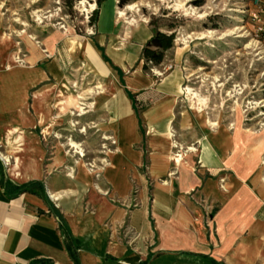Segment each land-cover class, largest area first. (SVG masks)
I'll use <instances>...</instances> for the list:
<instances>
[{
    "label": "crops",
    "instance_id": "0c3cea01",
    "mask_svg": "<svg viewBox=\"0 0 264 264\" xmlns=\"http://www.w3.org/2000/svg\"><path fill=\"white\" fill-rule=\"evenodd\" d=\"M116 16V1L107 0L100 39L83 46L94 73L120 85L89 104L102 114L95 127L111 144L99 165L89 168L82 144L68 139L66 147L54 148V164L44 172L46 150L32 129L42 128L53 108L43 111L44 94L36 95L33 126L21 120L20 108L29 103L32 87L49 76L22 69L0 80V132L11 148L0 154L4 180L45 187V197L24 193L10 199L0 175V264H264V139L239 125L211 127L198 111L185 108L181 68L161 75L139 66L131 77H121L112 66L126 74L143 47H118ZM152 37L144 29L128 34L140 43ZM49 75L63 78L59 70ZM129 94L143 108L141 126ZM70 99L78 101H61L46 129L75 109ZM82 106L85 115L88 107ZM74 123L66 129L76 128ZM191 143L199 144L197 154L174 153Z\"/></svg>",
    "mask_w": 264,
    "mask_h": 264
},
{
    "label": "rangeland",
    "instance_id": "374dc122",
    "mask_svg": "<svg viewBox=\"0 0 264 264\" xmlns=\"http://www.w3.org/2000/svg\"><path fill=\"white\" fill-rule=\"evenodd\" d=\"M115 1L117 25L113 31L118 35V47L144 49L150 39L140 43L128 38L132 30L144 29L153 34L155 29L176 35L174 47L165 54L166 66L164 62L150 65L148 71L143 70L145 73L156 70L164 75L183 69L185 108L198 111L202 121L211 127L239 125L264 139V33L259 31V23L253 17L261 14L253 0H205L202 7L194 5L196 0H138L123 7L119 0ZM96 9V0H76L72 11L65 0H0V80L4 73L22 69L49 76L32 87L29 103L20 108L21 120L32 126L38 123L34 107L40 92L44 94L43 111L53 108L46 122L57 115L61 101L67 97L80 102L70 99L69 102H75V109L79 105L82 108V104L88 107L85 115L84 110L82 114L74 109L59 119L63 122L58 125L46 129L49 124L43 122L42 128L32 129L46 150L44 172L50 171L54 164V148L63 144L66 147L68 139L82 144L86 152L82 159L89 168L99 165L111 147L104 133L95 127L102 114L89 108L96 94L112 92L115 85L120 87L115 78L107 81L97 76L85 59L83 46L98 42L102 35L101 9L97 22L91 23ZM260 18L264 22V13ZM177 56L181 57L179 62ZM139 66L143 67L142 54L138 64L128 69L125 79ZM57 70L63 73L60 81L49 75ZM71 121L78 125L74 123L76 128L66 129ZM5 137L0 132V154L11 152L3 143ZM198 147L199 144L191 143L174 153L197 154ZM260 168L264 175V150Z\"/></svg>",
    "mask_w": 264,
    "mask_h": 264
},
{
    "label": "trees",
    "instance_id": "16d2710c",
    "mask_svg": "<svg viewBox=\"0 0 264 264\" xmlns=\"http://www.w3.org/2000/svg\"><path fill=\"white\" fill-rule=\"evenodd\" d=\"M106 1L107 0H96L97 9L95 10L94 14L91 17L92 20L91 23L97 22L100 9ZM136 1L138 0H119V5L123 7L130 2H136ZM75 2L76 0H65V5L70 11H72ZM194 5L197 7H202L205 5V0H196L194 2ZM175 38H176L175 33L167 34L159 30H155V29L153 30V37L148 41L142 53V61H143L142 68L144 71H148L150 69V65L159 66L164 62L166 52L174 47ZM103 58L105 61L109 62L108 58L105 55L103 56ZM112 67L115 71L118 72V74L121 77L125 76V74L121 70L117 69L114 66ZM129 98L132 102L133 109L136 113V116L141 126L143 122L141 115L143 108H139L135 95L129 94ZM3 169H4L3 164L0 161V175L2 177L1 183H2V187L4 188L5 194L8 198L14 199L24 193H30L37 196L45 197V187L43 183L32 182L22 186L14 185L9 181L4 180ZM57 217L60 219V222L62 223L63 226V220L61 216L57 214Z\"/></svg>",
    "mask_w": 264,
    "mask_h": 264
},
{
    "label": "built area",
    "instance_id": "2783aa9c",
    "mask_svg": "<svg viewBox=\"0 0 264 264\" xmlns=\"http://www.w3.org/2000/svg\"><path fill=\"white\" fill-rule=\"evenodd\" d=\"M253 4L259 9V12L261 14L264 13V0H253ZM261 14H258V15L254 14L253 17L259 23V31L264 33V22L260 18ZM178 157H179V155H178Z\"/></svg>",
    "mask_w": 264,
    "mask_h": 264
},
{
    "label": "bare ground",
    "instance_id": "6f19581e",
    "mask_svg": "<svg viewBox=\"0 0 264 264\" xmlns=\"http://www.w3.org/2000/svg\"><path fill=\"white\" fill-rule=\"evenodd\" d=\"M120 15H121V16H124V13H123V12H120ZM187 92L190 93L191 90H190V89H187ZM77 110H78L79 112H81V111L83 110V109L81 108V105H79V106L77 107ZM71 146H72V148H74V149L76 150V152L81 153L82 155H84V154H83V150L80 148V145H79V144H77L76 142L72 141V142H71Z\"/></svg>",
    "mask_w": 264,
    "mask_h": 264
}]
</instances>
